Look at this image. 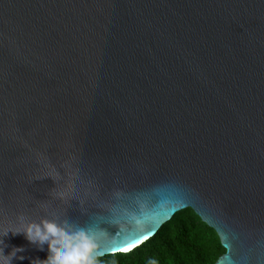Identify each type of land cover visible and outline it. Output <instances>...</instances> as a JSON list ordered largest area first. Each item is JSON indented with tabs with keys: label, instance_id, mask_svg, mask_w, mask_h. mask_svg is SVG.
<instances>
[{
	"label": "water",
	"instance_id": "1",
	"mask_svg": "<svg viewBox=\"0 0 264 264\" xmlns=\"http://www.w3.org/2000/svg\"><path fill=\"white\" fill-rule=\"evenodd\" d=\"M188 208L215 264H264V0H0V234L55 220L101 259Z\"/></svg>",
	"mask_w": 264,
	"mask_h": 264
},
{
	"label": "trees",
	"instance_id": "2",
	"mask_svg": "<svg viewBox=\"0 0 264 264\" xmlns=\"http://www.w3.org/2000/svg\"><path fill=\"white\" fill-rule=\"evenodd\" d=\"M224 253L216 232L188 208L140 247L98 259L97 264H215Z\"/></svg>",
	"mask_w": 264,
	"mask_h": 264
},
{
	"label": "clouds",
	"instance_id": "3",
	"mask_svg": "<svg viewBox=\"0 0 264 264\" xmlns=\"http://www.w3.org/2000/svg\"><path fill=\"white\" fill-rule=\"evenodd\" d=\"M20 221L19 230H8L0 234V246L4 247L3 238L9 233L14 236L23 234L31 244L51 254L47 261L37 259L32 264H97L98 241L95 234L88 230L50 219L36 222L25 221L24 217H20ZM3 247H0V264H12L14 258L21 261L25 259L23 255L17 256V253L25 251L24 248H14L10 254L5 255Z\"/></svg>",
	"mask_w": 264,
	"mask_h": 264
},
{
	"label": "snow or ice",
	"instance_id": "4",
	"mask_svg": "<svg viewBox=\"0 0 264 264\" xmlns=\"http://www.w3.org/2000/svg\"><path fill=\"white\" fill-rule=\"evenodd\" d=\"M148 237H144L141 241H140V243H143V240H146ZM134 247H136V243H133V244H131V245H129V246H126V247H124L123 249H121L120 251H123V252H128V251H130L132 248H134Z\"/></svg>",
	"mask_w": 264,
	"mask_h": 264
},
{
	"label": "bare ground",
	"instance_id": "5",
	"mask_svg": "<svg viewBox=\"0 0 264 264\" xmlns=\"http://www.w3.org/2000/svg\"><path fill=\"white\" fill-rule=\"evenodd\" d=\"M131 251H132V250H131ZM128 252H130V251H128ZM128 252H127V253H128Z\"/></svg>",
	"mask_w": 264,
	"mask_h": 264
}]
</instances>
